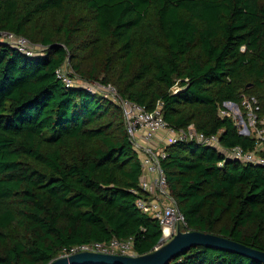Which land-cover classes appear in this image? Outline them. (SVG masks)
I'll use <instances>...</instances> for the list:
<instances>
[{
    "label": "trees",
    "instance_id": "16d2710c",
    "mask_svg": "<svg viewBox=\"0 0 264 264\" xmlns=\"http://www.w3.org/2000/svg\"><path fill=\"white\" fill-rule=\"evenodd\" d=\"M0 31L41 47L0 40V264H46L111 238L130 237L133 254L160 244L157 219L134 204L140 162L121 111L57 78L67 57L146 109L159 100L175 128L252 146L217 110L254 95L264 112V0H0ZM161 167L184 229L264 251L263 166L189 140L168 145ZM165 264L264 262L197 245Z\"/></svg>",
    "mask_w": 264,
    "mask_h": 264
},
{
    "label": "built area",
    "instance_id": "2783aa9c",
    "mask_svg": "<svg viewBox=\"0 0 264 264\" xmlns=\"http://www.w3.org/2000/svg\"><path fill=\"white\" fill-rule=\"evenodd\" d=\"M0 40L5 41L17 50L32 54L38 49H30L31 43L26 37L10 31H0ZM32 46V45H31ZM40 46V45H39ZM56 77L65 85L80 84L91 92H97L109 98L121 111L127 139L136 152L140 162V173L137 188L131 189L137 195L135 206L143 213L157 219L161 228V238L168 237L175 227V223L184 225L183 217L178 211L174 200L169 194L165 175L161 167V160L166 156L168 145L177 141L193 140L203 145L215 147L226 158L241 163H250L264 167V112L254 95H243L238 102L222 101L218 107L219 116L229 117L236 127L237 133L252 139V146L243 149L239 145L223 147L218 143V133H203L194 129L192 124L175 128L169 125L161 113V102L157 100L151 109L120 96L109 84L96 81L80 80L76 76L63 71L62 65L55 69ZM109 86L110 90H108ZM176 85L171 87L174 91ZM106 91H111L108 97ZM222 162L218 161L217 165ZM131 238H111L106 242L90 241L69 247L68 254L75 251H96L106 253L133 254Z\"/></svg>",
    "mask_w": 264,
    "mask_h": 264
},
{
    "label": "water",
    "instance_id": "95a60500",
    "mask_svg": "<svg viewBox=\"0 0 264 264\" xmlns=\"http://www.w3.org/2000/svg\"><path fill=\"white\" fill-rule=\"evenodd\" d=\"M215 247L244 254L264 262V251L227 237L189 229L176 228L169 239L142 254H120L96 251H75L52 257L46 264H165L175 254L191 246Z\"/></svg>",
    "mask_w": 264,
    "mask_h": 264
},
{
    "label": "rangeland",
    "instance_id": "374dc122",
    "mask_svg": "<svg viewBox=\"0 0 264 264\" xmlns=\"http://www.w3.org/2000/svg\"><path fill=\"white\" fill-rule=\"evenodd\" d=\"M33 43V42H32ZM32 45V46H31ZM31 45H29V48L30 49H40L41 47L39 46V44H37V43H33V44H31ZM69 59H70V57H67V59L63 62V64H62V69H63V71H65V72H67V73H69L70 75H72V76H76L78 79H80V80H87V78L85 77V76H83V75H81V74H79V73H77L76 71H74L73 70V68L71 67V64H70V61H69ZM99 78H100V76H98V78L97 79H92V80H89V81H96V82H99ZM91 79V78H90ZM101 83V82H100ZM103 84V83H102ZM104 84H109L111 87H114V85L113 84H111V83H104ZM107 87H108V90H110V88H109V86L107 85ZM114 89L116 90V88L114 87ZM117 91V90H116ZM107 92V95H108V97H110L111 95H110V93H111V91H110V93H109V91H106ZM109 99V98H108ZM110 100V99H109ZM111 101V100H110ZM176 228H179V229H184L183 228V223H181V222H178V223H175V227L173 228V232L168 236V237H163V238H161V241H160V244L161 243H163V242H165V241H167L168 239H169V237L174 233V231L176 230ZM56 255H59V254H56Z\"/></svg>",
    "mask_w": 264,
    "mask_h": 264
}]
</instances>
